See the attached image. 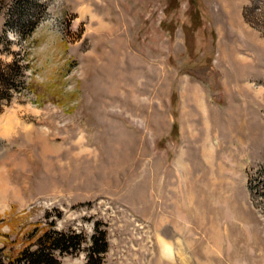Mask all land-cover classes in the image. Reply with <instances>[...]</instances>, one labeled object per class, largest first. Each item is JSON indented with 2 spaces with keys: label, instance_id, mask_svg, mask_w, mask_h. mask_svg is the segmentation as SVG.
Returning a JSON list of instances; mask_svg holds the SVG:
<instances>
[{
  "label": "rangeland",
  "instance_id": "obj_1",
  "mask_svg": "<svg viewBox=\"0 0 264 264\" xmlns=\"http://www.w3.org/2000/svg\"><path fill=\"white\" fill-rule=\"evenodd\" d=\"M217 43L263 51L264 0H0V249L58 232L81 246L56 264H264V124L230 177L187 132Z\"/></svg>",
  "mask_w": 264,
  "mask_h": 264
},
{
  "label": "crops",
  "instance_id": "obj_2",
  "mask_svg": "<svg viewBox=\"0 0 264 264\" xmlns=\"http://www.w3.org/2000/svg\"><path fill=\"white\" fill-rule=\"evenodd\" d=\"M217 47L213 62L217 81L194 78V83L182 85L180 94L187 102L190 141L210 169L230 177L243 167L254 132L264 124V50L226 57L218 43ZM182 122L177 123L181 137Z\"/></svg>",
  "mask_w": 264,
  "mask_h": 264
},
{
  "label": "trees",
  "instance_id": "obj_3",
  "mask_svg": "<svg viewBox=\"0 0 264 264\" xmlns=\"http://www.w3.org/2000/svg\"><path fill=\"white\" fill-rule=\"evenodd\" d=\"M257 7L246 8L244 18L247 23L252 24L250 20V14L255 12ZM41 238V243L37 247L33 248L28 238L27 242L15 251L12 248L0 249V264H56L55 253H69L75 251L81 246L79 235H66L63 233H44ZM32 242V241H31ZM99 240L93 239L92 254H102L106 252L108 244L104 246L98 245ZM47 250L49 253H47ZM92 256V255H91ZM94 256V255H93ZM93 258V257H91Z\"/></svg>",
  "mask_w": 264,
  "mask_h": 264
},
{
  "label": "bare ground",
  "instance_id": "obj_4",
  "mask_svg": "<svg viewBox=\"0 0 264 264\" xmlns=\"http://www.w3.org/2000/svg\"><path fill=\"white\" fill-rule=\"evenodd\" d=\"M1 182V181H0Z\"/></svg>",
  "mask_w": 264,
  "mask_h": 264
}]
</instances>
